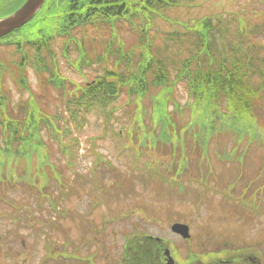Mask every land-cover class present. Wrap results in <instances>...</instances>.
I'll use <instances>...</instances> for the list:
<instances>
[{
    "label": "rangeland",
    "instance_id": "obj_1",
    "mask_svg": "<svg viewBox=\"0 0 264 264\" xmlns=\"http://www.w3.org/2000/svg\"><path fill=\"white\" fill-rule=\"evenodd\" d=\"M24 1L2 3L0 16L10 14ZM153 15L148 20L145 13L135 12L132 0L128 17L112 24H88L75 29L72 36L56 37L52 45L66 78L60 88L48 82L47 74L32 68L20 72L13 64L18 60L15 46L0 47V62L8 66L0 75V90L9 102L3 116L22 122L30 109L48 119L60 114L58 130L65 132L56 140L45 130L41 154L33 155L28 163L13 160L0 167V264H60L56 255L46 258L47 242L53 243L56 251L60 245L67 255L78 252L84 259L95 250L119 257L126 236L136 231L171 239L181 257L189 254V248L193 253L213 249V254L225 255L221 258L234 252L237 258L252 253L264 264V141H250L248 136L238 139L233 132L218 131L209 141L208 156L199 160L195 158L198 153L191 155L189 138L183 146H174L177 140L172 139L189 126L191 117L192 99L184 82L173 88L164 106L173 121L170 128L159 116L165 90L155 87L145 96L122 92L108 108L81 114L78 119L85 121L79 129L74 123L68 125L67 98L107 69H134L141 52L150 56L152 45L160 50V56L177 61L188 57V37L183 35L179 41L171 34L187 32V26L195 30L198 19L221 20L232 32H237L239 25L228 21L244 19L246 29L252 32L251 41L261 45L252 53L264 57V0H180ZM80 48L90 60L81 69L77 66ZM106 49L133 54L132 65ZM100 56L106 58L97 60ZM170 70L174 77L176 71ZM27 104L30 109L25 108ZM263 113L264 97L255 114L261 127ZM164 131L167 133L162 134ZM62 143L68 153L61 150ZM229 152L236 154L232 161L222 158ZM172 154L188 162L186 172L176 178L184 185L183 196L177 195L176 181H162L173 179L178 170L179 159ZM240 154L243 158L238 161ZM150 170L161 178L147 175ZM37 173L52 178L41 183ZM245 190L251 193L253 206L252 201L247 200L246 205L239 201ZM57 201L63 217L54 210ZM175 221L189 224V242L170 233ZM90 230L96 239L91 238ZM101 239V244L96 242ZM63 260L78 262L69 256Z\"/></svg>",
    "mask_w": 264,
    "mask_h": 264
},
{
    "label": "trees",
    "instance_id": "obj_2",
    "mask_svg": "<svg viewBox=\"0 0 264 264\" xmlns=\"http://www.w3.org/2000/svg\"><path fill=\"white\" fill-rule=\"evenodd\" d=\"M9 1L11 0H0V5ZM131 1L47 0L33 21L1 38L0 47L15 46L18 60L13 61V64L20 72L33 67L37 73L47 74L48 82L52 86L60 88L66 81L52 45L56 37L72 36L75 29L88 24L99 25L103 22L112 24L114 20L127 16ZM134 1L135 12L145 13L150 20L157 11L169 9L180 0ZM228 22L239 25L237 32H232L229 25L223 24L221 20L215 22L210 17L195 21L197 25L195 30L187 26V32H173L171 35L179 41L183 35L187 36L189 41V56L178 61L168 56H160V50L153 45L150 46V41L145 40L151 47L150 56L147 57L146 51L141 52L134 69L130 67L124 70L118 68L107 70L104 75L79 88L67 98V112L70 114L67 116L70 121L68 125L74 123L79 129L85 121L78 119L81 114H87L97 108L101 110L108 108L122 92L145 96L155 87L165 90L163 91L165 96L160 98L164 105L161 106L162 115L159 116L170 128L173 121L167 116L164 106L171 98L173 88L182 81L186 84L192 99L189 105L191 117L189 126L183 128L178 135L175 134L172 139L177 140L174 146H183L189 138L191 155L195 156V153H198V157L195 158L199 160L201 156H208L209 141L218 131L233 132L238 135V139L248 136L250 141H264V134L262 135L264 127L255 119L257 107L264 97V72H261L263 64L261 59L264 60V57L259 59L252 53H257V46L261 45L251 41L252 32L246 29L247 22L244 19L235 17ZM148 30L146 24L144 31L148 33ZM67 51L66 48L64 54H67ZM133 56L129 54L128 57H121V60H126L125 64L131 66ZM101 58L103 60L106 56H100L97 60ZM88 61L90 60L81 48L78 67L81 69L83 64L89 65ZM4 68L8 66L0 62V75ZM170 68L176 71L174 77L171 76ZM26 81L27 79L25 83ZM4 94L0 90V167L6 161L24 159L29 162L33 155L41 154L45 147L43 135L45 130L56 140L65 135L63 130H58L57 121L62 122L60 114L52 119H48V116L39 117L28 104L25 108L30 110H27L28 115L22 122L4 117L8 107L6 104L9 103L6 102ZM261 116L264 117V113ZM186 131L188 135L185 139ZM61 150L68 153L63 143ZM172 152L175 153L174 148ZM191 155L189 154V160ZM47 156L49 157V154L46 153ZM172 156L180 160H177L178 170L173 177H181V174L186 172L188 162L186 160L184 162L182 157L178 158V154ZM235 156L234 152L222 154V158L229 161L234 160ZM242 158L240 154L236 160ZM26 171L31 172V169L27 167ZM37 174L41 183H48L50 176L52 178L49 174L44 177ZM128 243L126 258L132 259L146 258L148 250L156 251L159 248L155 240L151 241L144 236H134Z\"/></svg>",
    "mask_w": 264,
    "mask_h": 264
},
{
    "label": "flooded vegetation",
    "instance_id": "obj_3",
    "mask_svg": "<svg viewBox=\"0 0 264 264\" xmlns=\"http://www.w3.org/2000/svg\"><path fill=\"white\" fill-rule=\"evenodd\" d=\"M166 246H163V256L158 258L153 257H146V258H139V259H132L126 257H112L107 255L102 259H98V264H166L167 257L164 256V250ZM218 249H222L221 247ZM124 250V248H123ZM190 250V248H189ZM150 253V251L148 250ZM159 252V251H157ZM210 254H213L212 251H209ZM235 253V252H234ZM234 253L228 256V258H221L225 256L224 254H214L218 256H211V257H194L189 254V258H174L175 264H262L261 260L257 256L244 255L243 258L234 257ZM238 254V253H235ZM234 258H233V257Z\"/></svg>",
    "mask_w": 264,
    "mask_h": 264
},
{
    "label": "water",
    "instance_id": "obj_4",
    "mask_svg": "<svg viewBox=\"0 0 264 264\" xmlns=\"http://www.w3.org/2000/svg\"><path fill=\"white\" fill-rule=\"evenodd\" d=\"M46 0H26L17 10L0 18V38L23 27L38 13ZM173 231L189 237V228L184 224H174Z\"/></svg>",
    "mask_w": 264,
    "mask_h": 264
}]
</instances>
